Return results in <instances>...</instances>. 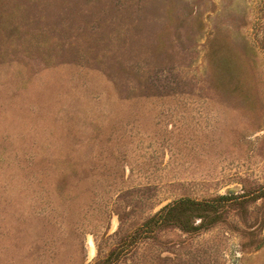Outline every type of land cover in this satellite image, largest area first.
Listing matches in <instances>:
<instances>
[{
    "label": "rangeland",
    "instance_id": "374dc122",
    "mask_svg": "<svg viewBox=\"0 0 264 264\" xmlns=\"http://www.w3.org/2000/svg\"><path fill=\"white\" fill-rule=\"evenodd\" d=\"M0 264H264V0H0Z\"/></svg>",
    "mask_w": 264,
    "mask_h": 264
},
{
    "label": "trees",
    "instance_id": "16d2710c",
    "mask_svg": "<svg viewBox=\"0 0 264 264\" xmlns=\"http://www.w3.org/2000/svg\"><path fill=\"white\" fill-rule=\"evenodd\" d=\"M183 205H190V206H196V207H202L205 209L211 208L212 207V203L211 202H194V201H190V200H184L181 201L180 203H178L176 206L170 208L169 210H167V212H171L172 210H177L179 207L183 206Z\"/></svg>",
    "mask_w": 264,
    "mask_h": 264
}]
</instances>
